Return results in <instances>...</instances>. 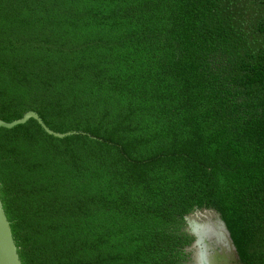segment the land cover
Returning a JSON list of instances; mask_svg holds the SVG:
<instances>
[{
  "label": "trees",
  "instance_id": "1",
  "mask_svg": "<svg viewBox=\"0 0 264 264\" xmlns=\"http://www.w3.org/2000/svg\"><path fill=\"white\" fill-rule=\"evenodd\" d=\"M0 194L22 264H189L216 210L264 264V0H0Z\"/></svg>",
  "mask_w": 264,
  "mask_h": 264
},
{
  "label": "water",
  "instance_id": "2",
  "mask_svg": "<svg viewBox=\"0 0 264 264\" xmlns=\"http://www.w3.org/2000/svg\"><path fill=\"white\" fill-rule=\"evenodd\" d=\"M36 120L41 128L50 136H54L58 139H64L66 137L72 136V134L67 135H58L54 132L50 131L46 126L43 125L42 121L39 119V116L35 113L27 114L22 120L15 122L13 124H6L0 122V130L8 129L11 130L15 127L21 126L29 122L30 120ZM187 228L186 232L193 236L192 228L199 226L202 229H213L219 230L221 226H223L225 235L227 236L229 247L225 248L223 245H214L210 243V246L216 248L215 255L212 257V264H232V260H239V254L237 252V248L233 242L232 236H230L229 231L227 230V225L222 219L221 215L213 209H203L197 210L196 212L188 215L186 217ZM194 243V241H193ZM192 243V244H193ZM192 244L186 248V251L191 253V263L194 264L193 254L194 249L192 248ZM217 248H220L218 251ZM232 258V259H230ZM0 264H22L18 248L15 243V239L13 237L11 224L7 218L6 212L3 207V203L1 200L0 194ZM241 264V263H238Z\"/></svg>",
  "mask_w": 264,
  "mask_h": 264
},
{
  "label": "clouds",
  "instance_id": "3",
  "mask_svg": "<svg viewBox=\"0 0 264 264\" xmlns=\"http://www.w3.org/2000/svg\"><path fill=\"white\" fill-rule=\"evenodd\" d=\"M192 233L195 236L192 248L194 249L193 260L194 264H212V257L215 255L216 248L210 246L223 245L229 247V242L223 226L219 230L202 229L199 226L192 228ZM209 241V242H206Z\"/></svg>",
  "mask_w": 264,
  "mask_h": 264
},
{
  "label": "flooded vegetation",
  "instance_id": "4",
  "mask_svg": "<svg viewBox=\"0 0 264 264\" xmlns=\"http://www.w3.org/2000/svg\"><path fill=\"white\" fill-rule=\"evenodd\" d=\"M187 228V223H186V227H185V229ZM195 240V239H194ZM217 250L219 251L220 250V248H217ZM230 259H232V258H230ZM191 261L192 260H190V263H191ZM189 263V264H190ZM230 263H232V264H238L239 263V260H235V262H234V260H232V262H230Z\"/></svg>",
  "mask_w": 264,
  "mask_h": 264
},
{
  "label": "rangeland",
  "instance_id": "5",
  "mask_svg": "<svg viewBox=\"0 0 264 264\" xmlns=\"http://www.w3.org/2000/svg\"><path fill=\"white\" fill-rule=\"evenodd\" d=\"M73 136V135H72Z\"/></svg>",
  "mask_w": 264,
  "mask_h": 264
}]
</instances>
